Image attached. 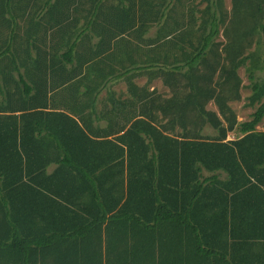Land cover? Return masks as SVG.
Returning <instances> with one entry per match:
<instances>
[{"label":"trees","instance_id":"1","mask_svg":"<svg viewBox=\"0 0 264 264\" xmlns=\"http://www.w3.org/2000/svg\"><path fill=\"white\" fill-rule=\"evenodd\" d=\"M128 1L0 0V264H264V0ZM122 34L169 93L102 118Z\"/></svg>","mask_w":264,"mask_h":264},{"label":"crops","instance_id":"2","mask_svg":"<svg viewBox=\"0 0 264 264\" xmlns=\"http://www.w3.org/2000/svg\"><path fill=\"white\" fill-rule=\"evenodd\" d=\"M68 1L74 5L76 3H77V5L79 3L82 4L86 11L91 9L92 5H96V4H105L109 7H117V6H124V5L128 6V4H129L128 0H68ZM197 2H199V1H197ZM225 5H226V3H225ZM230 9H231V7L229 8V10ZM119 14L123 15V12L122 11L118 12L116 10L115 15L119 16ZM81 32H82V38L81 39L83 41L79 40L78 42L83 43V44H87V45H85V48L91 47L94 42L96 43L100 40L97 37V35H95L94 32L90 29L89 30H81ZM132 32L134 33V31H132ZM77 33H79V31ZM145 36L146 37H153V36H155V31H151V32L145 34ZM132 37L135 38V35L133 34ZM123 38L128 39V35L122 34L120 36V38H118L117 40L115 38L112 42V46H109L110 48L108 47V49H109L108 52L109 53H112V52L116 53L115 43H117V42L121 43V39H123ZM131 42L136 43V41L133 38H131ZM132 48H134V44H132ZM138 55L139 54L137 53L135 56V54L130 51V48L126 47L125 49H123V51H120V53L117 52L115 54L116 58H115L114 63L110 66H107L108 68H115V69L118 68L116 65V61H117V58H118V60H120V58H121L122 63L124 66L127 67V71H129V74H127V75L124 74L125 72L124 71L122 72L118 68L121 71V74L118 75L119 77L112 79L111 82L108 83V86H106V88L100 94V96L98 98L97 110L99 112L98 114L102 118H108L111 115V113L113 112L111 110L112 103L115 100V98H113V95L116 96L117 101H124L128 97V94H129L128 93V87L130 84H135V85H138L140 87L141 86H145V87L149 86L150 87L149 91H152L156 88L161 93H169L168 88H166L163 85V82L160 79H153L152 80V77H150L148 75H142V76L140 75V72H141L140 68H141L142 64H141V59ZM135 65H137V69H135ZM108 95H110V99L106 100ZM111 99H113V101H111ZM62 102H64V101L62 100ZM232 103H235V102H232ZM64 105H65V103H63V107H61V109L54 110V111H62V112L69 114L71 116L76 115V114H72L69 110H66ZM209 107H212L213 109H210ZM208 109L218 112V108L213 102L209 104ZM118 115L122 116V113H120ZM106 122H107L106 120L101 121L100 122L101 126L105 127ZM257 129L259 131H264V119H263L262 123L257 127ZM238 137H240V136H238L237 133H230L228 136V140L237 139Z\"/></svg>","mask_w":264,"mask_h":264},{"label":"rangeland","instance_id":"3","mask_svg":"<svg viewBox=\"0 0 264 264\" xmlns=\"http://www.w3.org/2000/svg\"><path fill=\"white\" fill-rule=\"evenodd\" d=\"M224 2L226 3V6L229 9L231 7V1L230 0H224ZM217 41L223 43L225 41V38L221 35V36H219ZM259 47H261V46H259ZM255 48H256V45L253 42V47L250 48V49L255 50ZM250 49L248 51H250ZM262 50L264 51V47H263ZM254 73H255L256 79L258 81H264V72L263 71L256 70ZM239 75L242 78V84H243L242 89H241L242 100L238 101V102H235V103H232V104L230 103V104L232 105L233 109L235 110V112H236V114L238 116L239 122H245V121H248V120L251 119V115L255 111V108H257V107L253 108V107H250L248 105L247 98L251 95V90L249 89V86H248L250 84V80L248 78L247 69L246 68H241L239 70ZM209 108L213 109L212 107H209ZM208 131L211 132L210 129ZM237 135L239 136L238 133H237Z\"/></svg>","mask_w":264,"mask_h":264}]
</instances>
